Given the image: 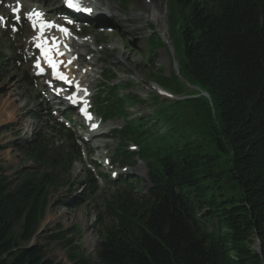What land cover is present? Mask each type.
I'll use <instances>...</instances> for the list:
<instances>
[{"label": "trees", "instance_id": "trees-1", "mask_svg": "<svg viewBox=\"0 0 264 264\" xmlns=\"http://www.w3.org/2000/svg\"><path fill=\"white\" fill-rule=\"evenodd\" d=\"M169 11L178 23L182 73L208 95L184 104L202 110L207 133L170 116L180 103L164 110L155 104L152 116L130 120L127 106L146 103L120 99L104 85L99 113L126 120L117 157L122 165L145 163L150 187L109 182L117 191L105 199L109 222L98 214L97 261L65 233L48 236L70 264H264V0H169ZM5 63L0 58V67ZM104 80L111 84L113 76ZM52 132L19 147L42 172L12 178L0 166V264H57L45 246L31 243L79 152L63 125ZM127 142L138 152H128Z\"/></svg>", "mask_w": 264, "mask_h": 264}, {"label": "rangeland", "instance_id": "rangeland-1", "mask_svg": "<svg viewBox=\"0 0 264 264\" xmlns=\"http://www.w3.org/2000/svg\"><path fill=\"white\" fill-rule=\"evenodd\" d=\"M27 1L30 9L43 7L50 18L57 15L55 10L60 7L57 4L45 5L40 0L39 3L37 0ZM97 1L96 5H100L106 14L104 18L101 13L98 22H105L108 24L105 27L109 28L103 29L100 34L96 32L99 31L95 27L96 21H93L87 29L86 38L78 41L89 40L87 52L86 49L80 50L86 52L80 63L82 68L88 65L86 80L93 87L94 96L97 89L104 85L103 75H112L108 88H116L114 92L120 99L127 96L136 102L142 100L146 103L127 106L130 120L152 116L155 104L164 110L168 105L180 103L171 110L170 116L189 123L204 136L207 125L202 110L192 104H184L203 95L188 83L182 73L180 62L183 50L177 38L178 23L169 11V0H129L127 5L121 0ZM150 13L159 14L161 20H149ZM29 35L25 25L17 34L11 29H0V55L9 61L0 67V166L12 178H18L25 172L43 171V167L29 161L19 147L31 142L36 133L51 137L55 122L64 121L67 115L62 107H55L53 102L44 98L45 95H39L41 91L31 79ZM20 56H25L23 61H19ZM93 64L96 66L90 67ZM121 85L130 86V89H118ZM154 97L159 98L158 101H153ZM70 118L71 122L68 121L65 126L70 127L74 135L72 143L80 150V162L73 165L71 172L63 177L62 185L50 196V205L40 227L42 234L31 243L45 246L48 258L57 264H70L65 249L57 243L48 244L47 237L59 232L65 233L68 239H74L87 257L97 261L98 234L101 231L98 214L103 223L109 222L104 220L103 215L105 199L111 198L116 191L102 176L114 180L117 179L114 173H117L119 178H130L132 185L137 187L136 191L146 192L150 187L143 163L127 169L114 163L121 145L115 132L126 125L123 118L117 116L103 123L100 131L104 134L98 132L87 146V128L84 130L77 122H72L75 115ZM105 133L107 137L98 138ZM107 161L112 162V170L105 167ZM88 178L93 180L92 184H89Z\"/></svg>", "mask_w": 264, "mask_h": 264}, {"label": "snow or ice", "instance_id": "snow-or-ice-1", "mask_svg": "<svg viewBox=\"0 0 264 264\" xmlns=\"http://www.w3.org/2000/svg\"><path fill=\"white\" fill-rule=\"evenodd\" d=\"M65 5L69 9H73L75 11H84V12L92 11L91 8H82L80 0H65ZM13 11L18 13L19 8L18 7L14 8ZM17 19H19L18 15H17ZM28 19L32 21L33 27L38 26L39 34L35 37V39L38 41L36 47L41 50V55L44 57L45 62L48 64V66L53 70V75L56 78L65 81V83L71 84L72 81L68 80L67 76H65L63 73L59 71V65L61 62L56 60L55 56L52 55L53 51H55L57 56L62 55V53H60L58 50V46H56L55 44V40H53L52 46H49L48 41L43 37V33L46 28L57 27L59 31L65 34H68V29L59 27L58 25L52 24L51 22L44 21L43 14L40 12L33 11L29 13ZM68 22L71 23V21ZM0 23H3V17H0ZM70 62L71 61H69V63ZM36 67L39 68L41 72L44 71V69L41 67L39 63H37ZM69 99H72L73 103L77 102L72 97H69ZM82 111L85 112V115H88L86 109H82ZM88 118L90 119L91 117L88 116Z\"/></svg>", "mask_w": 264, "mask_h": 264}, {"label": "bare ground", "instance_id": "bare-ground-1", "mask_svg": "<svg viewBox=\"0 0 264 264\" xmlns=\"http://www.w3.org/2000/svg\"><path fill=\"white\" fill-rule=\"evenodd\" d=\"M88 1L91 3V5L97 6L96 5L97 2H98L97 0H88ZM27 2H28L27 0H0V12L4 13V11L12 4H15V8H17V3H21L22 4V7H21L22 8L21 9L22 13L23 12H27V10L30 8V7H28L29 4ZM29 3H31V2H29ZM100 15H101V13H99L97 17H99ZM151 18L153 20H155L156 22H159L161 20L160 15L156 14V13H150L149 20H151ZM86 47H87V45H86V42H85L82 46H79L78 48H75L76 52H74L75 55H73V59L74 60L75 59H82V55L80 54L81 53L80 50L81 49L85 50ZM67 49H74V47L69 46V42H68V43H65V50H67ZM68 74H69L68 76H69L70 79L74 78V75L72 74L71 71H68ZM166 97H168V95ZM94 123H96V122H94ZM94 123L92 122V123H89V124L87 123L88 125L87 124L83 125L84 130H85V128H87V134H89V138L90 139H92V138H94V137H96L98 135V133H96L94 135L90 133V129H91V127H92V125ZM100 135H103V134L101 133Z\"/></svg>", "mask_w": 264, "mask_h": 264}, {"label": "water", "instance_id": "water-1", "mask_svg": "<svg viewBox=\"0 0 264 264\" xmlns=\"http://www.w3.org/2000/svg\"><path fill=\"white\" fill-rule=\"evenodd\" d=\"M197 90H199V89H197ZM202 95L205 96L206 98H208V95H207V94L202 93ZM41 234H42V232H40L39 235H41ZM261 248H262V246H261V244L259 243V250H260Z\"/></svg>", "mask_w": 264, "mask_h": 264}]
</instances>
